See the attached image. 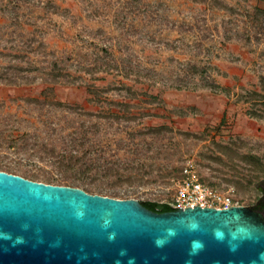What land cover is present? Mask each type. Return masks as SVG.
Here are the masks:
<instances>
[{"label": "rangeland", "instance_id": "1", "mask_svg": "<svg viewBox=\"0 0 264 264\" xmlns=\"http://www.w3.org/2000/svg\"><path fill=\"white\" fill-rule=\"evenodd\" d=\"M259 9L264 0H0V171L160 204L193 177L264 220V99L236 102L264 97Z\"/></svg>", "mask_w": 264, "mask_h": 264}, {"label": "water", "instance_id": "2", "mask_svg": "<svg viewBox=\"0 0 264 264\" xmlns=\"http://www.w3.org/2000/svg\"><path fill=\"white\" fill-rule=\"evenodd\" d=\"M0 264H264V221L242 206L156 213L0 171Z\"/></svg>", "mask_w": 264, "mask_h": 264}, {"label": "trees", "instance_id": "3", "mask_svg": "<svg viewBox=\"0 0 264 264\" xmlns=\"http://www.w3.org/2000/svg\"><path fill=\"white\" fill-rule=\"evenodd\" d=\"M256 13L258 15H262L264 16V11H261L260 9L259 10H256ZM191 70H192V74H194L196 72V68L195 66L191 67ZM56 78H58L59 76L56 75L54 73V75ZM8 82L12 83V84H16L14 79L11 80L9 79ZM262 83V82H261ZM264 85V83H262ZM208 88L214 90V91H219L221 89V87L215 83H211V85H208L207 86ZM262 90H264L262 88ZM221 91V90H220ZM215 92V93H216ZM237 100L236 102H243L245 104L247 103H259L260 101H263L264 97L261 96L260 94V91H246L245 92V95H238L237 97ZM248 114L250 115V117H254V118H257L260 116L256 115V113H251V112H248ZM46 154V157H49V158H52L55 160V162H57L56 164L59 165V166H63L67 169H70V170H77V169H80V173L82 174H86L88 172H91L92 170L95 171V173L101 175L102 172H103V168H101L100 166H94L92 163L88 162L85 160V158H77V157H72L70 155V153H67V152H57L55 153L54 151H46L45 152ZM115 171L114 168H109L107 172H105V174H108V175H111L113 174ZM71 179L69 178H64L63 179V182H79L80 179H72L74 181H70ZM83 191H85L86 193H90L89 189L88 188H83ZM94 194H97V195H101L100 192L98 193H94ZM144 207H146L147 209L153 211V212H156V213H162V212H169V211H172V209L168 206V204H160V203H156V202H140ZM254 209H257V207H253Z\"/></svg>", "mask_w": 264, "mask_h": 264}, {"label": "built area", "instance_id": "4", "mask_svg": "<svg viewBox=\"0 0 264 264\" xmlns=\"http://www.w3.org/2000/svg\"><path fill=\"white\" fill-rule=\"evenodd\" d=\"M172 210L197 206L200 208L228 209L238 206L227 191L211 188L197 179L186 177L176 187L175 199L168 204Z\"/></svg>", "mask_w": 264, "mask_h": 264}, {"label": "crops", "instance_id": "5", "mask_svg": "<svg viewBox=\"0 0 264 264\" xmlns=\"http://www.w3.org/2000/svg\"><path fill=\"white\" fill-rule=\"evenodd\" d=\"M207 98L206 96L203 97H196L194 99H190L192 101V105L193 107H197L199 111L203 110V107L205 106V102L207 101L206 99L203 98ZM174 105H181V106H186L185 100L181 99L178 100V102H176Z\"/></svg>", "mask_w": 264, "mask_h": 264}, {"label": "flooded vegetation", "instance_id": "6", "mask_svg": "<svg viewBox=\"0 0 264 264\" xmlns=\"http://www.w3.org/2000/svg\"><path fill=\"white\" fill-rule=\"evenodd\" d=\"M264 195V194H263ZM252 210L254 211V212H256V213H259V210L258 209H254V208H252ZM264 221V220H263Z\"/></svg>", "mask_w": 264, "mask_h": 264}]
</instances>
